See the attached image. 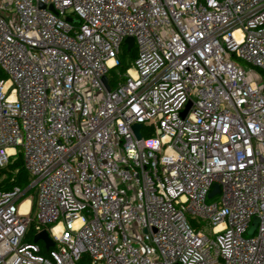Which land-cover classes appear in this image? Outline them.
<instances>
[{
	"label": "built area",
	"instance_id": "obj_1",
	"mask_svg": "<svg viewBox=\"0 0 264 264\" xmlns=\"http://www.w3.org/2000/svg\"><path fill=\"white\" fill-rule=\"evenodd\" d=\"M255 69L264 0H0V264H264Z\"/></svg>",
	"mask_w": 264,
	"mask_h": 264
},
{
	"label": "trees",
	"instance_id": "obj_2",
	"mask_svg": "<svg viewBox=\"0 0 264 264\" xmlns=\"http://www.w3.org/2000/svg\"><path fill=\"white\" fill-rule=\"evenodd\" d=\"M124 54H122L121 56H123ZM129 58L130 61L132 59H134L135 55L133 53L129 54ZM130 63H126L123 59L120 60L119 62V68L121 71H125L128 67H129ZM262 76H264V73L261 72L260 73ZM4 175L5 178L4 180L0 183V188L2 189H9L12 185L13 186H18L20 187L22 190H25L29 184V176L26 173V171L24 170L23 167V157L21 153H18L16 158L11 161L0 173V176ZM13 179V180H12ZM12 180V182H11ZM33 192L31 190H29L24 197H22V199L20 200L19 203H22L26 200H28V196H32ZM32 202V211H33V200ZM34 235H35V230H34V225L32 224L26 234L25 237V241L28 243L33 242L34 239ZM42 252L46 253L45 249L42 247Z\"/></svg>",
	"mask_w": 264,
	"mask_h": 264
},
{
	"label": "water",
	"instance_id": "obj_3",
	"mask_svg": "<svg viewBox=\"0 0 264 264\" xmlns=\"http://www.w3.org/2000/svg\"><path fill=\"white\" fill-rule=\"evenodd\" d=\"M39 8L44 9L45 6L42 5V4H40V5H39ZM48 9H49L50 11L54 12V9H53L52 6H49ZM67 20L70 21L69 19H67ZM125 44L127 45V52H129V51L132 49L133 44H134V40H133V38L128 37V38L125 40ZM102 82H103V84L105 85L106 90H107V91H110V88H109L108 85H107V79H106V77H103ZM189 105H190V104H189ZM185 113H186V112H183V113H182V116H184ZM140 128H141V125H140V124H136V125H133V126H132V131H133V133H134L136 139H140V132H139ZM216 193H218V186H217V185L214 186V189H213V191L208 195V198H212ZM256 224H257V220H254L253 227H252V229H251V230L249 231V233H248L249 235H252V234H253V231H254V229H255V227H256ZM39 241H42V242L44 243L46 249L54 246V243H53V241L48 237V233L46 232V230H42L41 232H39L38 234H36V235L34 236L33 242L36 243V242H39Z\"/></svg>",
	"mask_w": 264,
	"mask_h": 264
},
{
	"label": "rangeland",
	"instance_id": "obj_4",
	"mask_svg": "<svg viewBox=\"0 0 264 264\" xmlns=\"http://www.w3.org/2000/svg\"><path fill=\"white\" fill-rule=\"evenodd\" d=\"M122 54H124V55L123 56H120V60L123 59L126 63H130V58H129L130 55L127 53L126 48L123 47V46H122ZM231 61L233 63L237 64V65H241L243 67H248V65L246 63H244L243 61H241V60H237L235 58H232ZM117 72H121V70H120L119 67L116 68V69H114V70H112V71H110V73H109L108 76L110 78H114ZM260 73H261L260 71H258L257 69H255L254 77H255V79L257 81H259V83H263L264 84V76H262ZM28 199H30L31 201L33 200L32 196H28ZM193 221L194 222H197V220H193Z\"/></svg>",
	"mask_w": 264,
	"mask_h": 264
},
{
	"label": "bare ground",
	"instance_id": "obj_5",
	"mask_svg": "<svg viewBox=\"0 0 264 264\" xmlns=\"http://www.w3.org/2000/svg\"><path fill=\"white\" fill-rule=\"evenodd\" d=\"M29 206H30V203H29L28 200L22 202V204H21V206H20V212H21L22 214L27 213V212L29 211ZM59 229H60V227H57V228L55 229V231H59Z\"/></svg>",
	"mask_w": 264,
	"mask_h": 264
}]
</instances>
